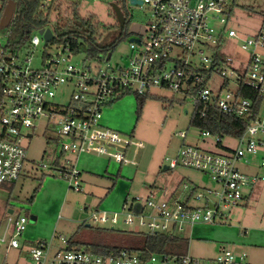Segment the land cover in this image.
<instances>
[{"label":"built area","instance_id":"built-area-1","mask_svg":"<svg viewBox=\"0 0 264 264\" xmlns=\"http://www.w3.org/2000/svg\"><path fill=\"white\" fill-rule=\"evenodd\" d=\"M51 1L42 0L40 8L45 9ZM141 3L150 6L151 18L143 25L142 34L134 33L139 40L129 42L130 52L122 65H111V53L109 58L107 53H99L95 58L105 64L103 68L77 67L71 58L81 50L88 54L87 45L79 39L75 52L69 43L54 40L52 21L33 30L17 50L0 42V189L20 177L27 154L23 130L35 128L33 121L39 116L57 117L55 132L68 139L62 143L63 151L73 155L94 154L120 165L136 166V155L143 149V142L103 125L102 107L126 93L143 94L153 87L169 89L189 97L193 107L196 103L214 105L223 114L248 118L238 136L201 131L202 136L213 137L219 151L184 145L178 159L165 158V168L181 164L204 172L212 183L210 186L199 189L183 182L181 196L172 192L168 198L158 199L152 193L137 194L129 196L123 204L125 222L131 223L135 216L146 226V233L180 237L179 232L186 226L214 224L218 218L224 219L223 211L241 203L245 188L264 182V137L260 136L264 135V11L256 33L240 38L241 48L248 54L239 71L223 51L225 36L238 38L236 29L228 26L231 6L225 0H141ZM212 18H217L223 27L216 30L210 23ZM46 28L52 32L47 41ZM40 42L43 48L38 58L40 66L34 68L30 66L32 54L20 56V53ZM196 43L206 46L211 54L195 50ZM218 44H222L220 61L215 59ZM173 46L181 47V53L170 55ZM52 47L56 50L50 51ZM88 57L91 58L89 54ZM169 60L172 65L167 67ZM232 77L234 91L226 88ZM217 78L221 79L218 85ZM65 84L73 87L70 102L67 105L52 102L50 98ZM245 88L255 89L256 98L242 96L240 91ZM178 134L186 137V132ZM223 137H234L237 145L222 146ZM258 157L259 162L255 163ZM251 165L258 170L249 172ZM61 172L70 188L81 190L80 170L75 164H68ZM6 212L4 221H0V264H7L10 248H20L18 236L28 222L25 215ZM118 214L93 210L90 216L94 222L114 224ZM67 240L63 235L53 234L48 239L25 240L23 245L28 247L30 260L13 264H250L245 253H235L226 243L218 246L213 258L162 252L143 260L137 252L127 249L96 254L84 248H68Z\"/></svg>","mask_w":264,"mask_h":264},{"label":"rangeland","instance_id":"rangeland-1","mask_svg":"<svg viewBox=\"0 0 264 264\" xmlns=\"http://www.w3.org/2000/svg\"><path fill=\"white\" fill-rule=\"evenodd\" d=\"M76 2L81 18L91 17L94 26V38L99 45L114 42L110 63L122 65L130 52L127 37L119 38L121 25H119L113 5H119V0H60V13L55 12L52 20L57 32L73 28L85 30L79 20H74L68 15L69 2ZM232 7V17L228 26L236 29L238 38L225 36L223 51L230 56L240 71L248 51L241 48V39L256 33L261 23L264 11V0H225ZM131 14V21L146 25L151 18V8L146 3L126 4ZM210 23L216 30L223 27L217 18H212ZM7 29L0 28V42L5 44ZM194 49H203L210 55L211 50L199 43ZM42 43L29 47L20 53L32 54L31 67H39L38 58L42 52ZM54 47L50 51H55ZM181 47L173 46L170 55L180 54ZM197 55V52H194ZM71 62L79 68L91 66L92 68L104 67V63L94 57L89 58L86 51L81 50L71 58ZM172 62L167 61V67ZM217 78V85L220 83ZM234 91L236 85L234 78H229L226 87ZM73 87L70 84L62 85L55 95L50 98L54 103L67 105ZM193 111V104L189 97H184L179 92L169 89L150 88L145 97L142 109L136 112V96L132 93L123 94L114 98L109 104L102 107L101 123L123 134L133 135L143 142V149L136 155L137 165L122 166L114 161L102 158L99 171L86 167L85 162L94 161L95 155L83 153L79 157L77 168L81 171V190H74L68 186L67 180L62 175L61 169L72 164V155L62 150V143L68 142L55 132L54 122L57 117L39 116L33 121L35 128L23 130V143L26 145V158L22 173L13 183L9 191L0 189V221H4L7 209H13V215L22 214L28 218L26 228L18 236L20 248H10L6 263L29 261L28 247L23 245L25 240L48 239L51 234L58 237L89 242L98 237H115L116 233L138 235L146 232V226L139 223L138 217H133L132 222H125L122 204L127 196L152 193L155 198L166 199L172 192L181 196L184 190L183 182L190 187L203 189L212 183L202 171L183 167L178 164L175 168H164L165 158L178 159L182 146L191 145L207 151H219L213 137L201 135V131L189 123ZM263 111V110H262ZM186 132V137L179 136V132ZM30 132V136L26 133ZM263 136L264 135H260ZM222 146L235 147L237 141L234 137H223ZM224 147V148H225ZM101 159V158H100ZM68 161V162H67ZM259 162V157L254 160ZM44 164V166H42ZM92 170V171H91ZM249 172L258 170L256 165L249 167ZM94 173V174H93ZM245 197L237 206L224 210V219L218 218L216 224L194 225L192 229H185L179 234L189 239L187 252L199 258H213L216 255L218 244L224 236L248 235L251 232L264 236V182L243 190ZM33 195V200L28 198ZM125 199V200H124ZM94 208L120 212L117 221L94 222L91 212ZM149 209H146L148 211ZM111 215V213H109ZM113 225V229L111 226ZM96 227L107 230L101 236L95 233ZM212 229H210V228ZM228 227L229 230H223ZM210 229V230H209ZM246 231V232H245ZM201 238L211 239L206 242ZM227 244V243H226ZM241 244L232 243L231 249L235 253L244 252ZM243 249V250H242ZM248 260V258L246 259Z\"/></svg>","mask_w":264,"mask_h":264},{"label":"trees","instance_id":"trees-1","mask_svg":"<svg viewBox=\"0 0 264 264\" xmlns=\"http://www.w3.org/2000/svg\"><path fill=\"white\" fill-rule=\"evenodd\" d=\"M8 0H0L2 6L6 4ZM16 3L13 18L6 27L7 34L4 46L13 50L21 48L29 39L33 30L50 24L54 18V15L60 13V0H52L49 6L45 9L40 8L42 0H14ZM128 0H119L121 9L126 8ZM128 10V8H126ZM3 8L0 10V16ZM124 10L125 21L121 25V31L119 38L127 37L131 34L128 27L131 23V17H129V10ZM57 11V14L55 12ZM68 15L72 16L74 20H79L81 24L86 27L85 30L78 29H65L62 32H57L55 28L54 40H58L63 43H69L72 49L77 52L79 47V39L83 40L87 45L88 54L91 57H96L99 53L112 52L114 42L106 45H99L94 38V26L91 24V17L81 18L78 12L77 3L69 2V8H67ZM222 44H218V49L215 59L221 60L222 53L220 51ZM128 94V93H126ZM240 94L245 97L256 98V90L252 88H245L240 91ZM136 96V112L139 115L142 109L145 97L147 93L134 94ZM189 123L198 128L200 131L208 130L211 133H220L225 135L238 136L244 130L248 123L247 117H238L235 115L223 114L218 111L214 105H204L202 103H196L193 107L192 114L189 118ZM33 200V195L28 198V201ZM113 229V228H112ZM105 228L96 227L95 233L102 235L106 233ZM116 233L115 237L109 238L98 237L89 242L82 240H75L71 237L68 238V248L77 247L84 248L96 254H107L110 251L118 252L121 249H127L137 252L141 259L148 258L152 253H184L187 241L186 239L171 236L167 233H155L149 234L141 232L138 235L124 233Z\"/></svg>","mask_w":264,"mask_h":264},{"label":"crops","instance_id":"crops-1","mask_svg":"<svg viewBox=\"0 0 264 264\" xmlns=\"http://www.w3.org/2000/svg\"><path fill=\"white\" fill-rule=\"evenodd\" d=\"M231 9H232V7H231ZM231 17H232V10H231ZM231 20V18L229 19V21ZM83 154V153H82ZM87 154H89V153H87ZM73 155V154H72ZM81 155V154H80ZM80 155H74L73 157H72V160L70 159L69 161H71L73 164H75L76 165V167H77V165L79 164V157H80ZM92 155H94V154H92ZM96 157H94V158H96V159H94V161H92L91 163L89 162H85V165H86V167H88V168H90V169H93V170H95V171H99V169L102 167V164L101 163H99L98 161H100V160H102V157H100V156H98V155H95ZM101 158V159H100ZM104 159V158H103ZM105 160H107V159H105ZM108 161H112V160H108ZM116 163V162H115ZM122 166H124V165H122ZM128 166V165H127ZM92 171V170H91ZM94 174V173H93ZM80 177H81V171H80ZM18 180V179H17ZM16 180V181H17ZM16 181H14V182H16ZM14 182H12V183H7V184H4L3 186H2V188H5V189H7L8 191H9V194H10V190L12 189V186H13V183ZM128 198H129V196H127L124 200L125 201H127L128 200ZM125 201H124V203H125ZM123 203V204H124ZM123 204H122V207H123ZM9 209H11V208H8L7 209V211L9 210ZM93 210H105V211H108V212H112V211H110V210H106V209H98V208H94ZM12 211H13V209H12ZM223 220V222H220V223H224V224H226V220L225 219H222ZM214 224H216V223H214ZM194 225H196V224H194ZM193 225V226H194ZM197 225H202V223H197ZM203 225H208V224H203ZM193 226H188L189 227V229H192L193 228ZM210 228V227H209ZM213 228V227H212ZM212 228H210V229H212ZM223 228V230H229L228 229V227L226 228H224V227H222ZM209 229V230H210ZM246 232V231H245ZM178 238H182V239H186V241H187V246H186V249H185V251H184V253H188L187 252V248H188V244H189V239L190 238H193V236H190V237H184V236H180V237H178ZM202 240H205L206 242H208V241H210L211 239H207V238H201ZM224 240H227V241H223V240H221L220 242H219V244H218V246L221 244V243H227V244H229L230 245V248L232 247V243L234 242V243H237V244H241V246H240V248H243L242 250L244 251V252H242V253H245V258L247 259L248 258V262L250 263V264H264V236L263 235H256V234H254V233H250V234H248V235H244L243 236V234L242 235H240L239 233H237V235L235 234L234 236H229V235H227V236H224V238H223ZM26 241H28V240H26ZM218 248V247H217ZM217 252V251H216ZM171 254H183V253H171ZM189 254V253H188Z\"/></svg>","mask_w":264,"mask_h":264},{"label":"water","instance_id":"water-1","mask_svg":"<svg viewBox=\"0 0 264 264\" xmlns=\"http://www.w3.org/2000/svg\"><path fill=\"white\" fill-rule=\"evenodd\" d=\"M129 3L130 4H141V0H129ZM15 7H16V3L14 0H8L6 2V4L3 7L1 16H0V28L8 27V25L10 24V22L13 18ZM113 9H114V12H115V15H116V18H117L119 25H123V23L125 21V16H124L120 6L117 4H114ZM128 30L132 34L127 36V41L128 42H132V41L137 42L139 40V38L134 33H141L142 34L144 32V26L142 24L137 23V22H132V23H130ZM40 32H42V29H40ZM44 38H45V41L52 38V32H51L50 28H46L44 30ZM110 53H111L110 51L107 52V56H106L107 58H109ZM11 211H12V209L8 210V212H11Z\"/></svg>","mask_w":264,"mask_h":264},{"label":"flooded vegetation","instance_id":"flooded-vegetation-1","mask_svg":"<svg viewBox=\"0 0 264 264\" xmlns=\"http://www.w3.org/2000/svg\"><path fill=\"white\" fill-rule=\"evenodd\" d=\"M127 5H128V3H127ZM119 6L121 7V4L119 3ZM126 8H127V6H126ZM126 8H124V9H121L122 10V12H123V14H124V10L126 11L127 9ZM129 10V9H128ZM127 10V11H128ZM128 14H129V17H131V14H130V12H128ZM131 23H132V21H131Z\"/></svg>","mask_w":264,"mask_h":264}]
</instances>
